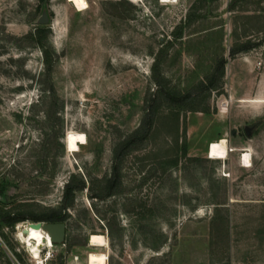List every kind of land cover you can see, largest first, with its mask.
<instances>
[{"label":"rangeland","instance_id":"rangeland-1","mask_svg":"<svg viewBox=\"0 0 264 264\" xmlns=\"http://www.w3.org/2000/svg\"><path fill=\"white\" fill-rule=\"evenodd\" d=\"M87 3L0 0V264H264V0ZM52 213L38 261L16 233Z\"/></svg>","mask_w":264,"mask_h":264},{"label":"bare ground","instance_id":"bare-ground-1","mask_svg":"<svg viewBox=\"0 0 264 264\" xmlns=\"http://www.w3.org/2000/svg\"><path fill=\"white\" fill-rule=\"evenodd\" d=\"M72 2L78 10H83L87 8V0H69ZM177 0H161L164 3H175ZM66 147L68 152H75L79 149V145L86 144V137L83 133L68 131L66 138ZM231 149V148H230ZM229 148L227 147V140L221 137L219 140L210 143L208 146L207 156L211 159H225L228 156ZM240 164L242 167L251 166V155L247 152L240 153ZM23 228H27V233L23 234ZM17 239L22 243L29 253L34 257L42 260L40 254L44 249H51L53 247V242L51 241L49 233L43 228H33L29 226V222H24L21 228L16 233ZM106 244V239L102 234L92 233L89 236V245L101 247ZM48 251L46 252L47 256ZM46 259V260H47ZM32 260H34L32 258ZM35 261V260H34ZM36 263V262H35ZM42 263V262H41Z\"/></svg>","mask_w":264,"mask_h":264},{"label":"trees","instance_id":"trees-1","mask_svg":"<svg viewBox=\"0 0 264 264\" xmlns=\"http://www.w3.org/2000/svg\"><path fill=\"white\" fill-rule=\"evenodd\" d=\"M43 53V58H44V62H45V65H46V71L49 73L52 69V62H51V58L49 56V53L46 49H43L42 51ZM220 70H223V62L220 64ZM170 99H172L173 101H180V100H184L185 98L184 97H181L180 99L176 98V97H171ZM71 191H72V188L69 184L65 185V191H64V196H63V199L64 201H68L70 196H71ZM33 218V217H32ZM28 219V217L24 216V215H21V216H4L3 217V220L10 226L14 225L15 223H18V222H22L24 220ZM35 219V218H34ZM36 221L38 220H44V221H47V222H57V221H62L63 220V217L60 216L58 213H52L48 216H43L42 218H36L35 219Z\"/></svg>","mask_w":264,"mask_h":264},{"label":"water","instance_id":"water-1","mask_svg":"<svg viewBox=\"0 0 264 264\" xmlns=\"http://www.w3.org/2000/svg\"><path fill=\"white\" fill-rule=\"evenodd\" d=\"M29 226L33 228H43L46 230L51 238L53 244L64 243L66 236V223L64 221L57 222H42V221H30ZM23 234L27 233V228H23Z\"/></svg>","mask_w":264,"mask_h":264},{"label":"crops","instance_id":"crops-1","mask_svg":"<svg viewBox=\"0 0 264 264\" xmlns=\"http://www.w3.org/2000/svg\"><path fill=\"white\" fill-rule=\"evenodd\" d=\"M261 102V100H255V102ZM227 103L226 102H218V104H216V115H217V117H221V115L222 114H224L225 113V111H226V108H227ZM215 137H213V135H210L205 141H209L210 142V140H213ZM225 138V137H224ZM220 139V138H219ZM218 139V140H219ZM227 140V147L229 148V152H233V151H235V149L236 150H239V149H241V151H245V152H247L248 154H250L251 155V153H249L250 151H249V149H247V148H244V147H236V146H228L229 145V143H228V139H226ZM217 141V140H216ZM213 142H215V141H212L211 143H213ZM209 146V145H208ZM230 148H235V149H230ZM249 152H248V151ZM208 151V150H207ZM240 151V150H239ZM241 154H242V152H241Z\"/></svg>","mask_w":264,"mask_h":264},{"label":"built area","instance_id":"built-area-1","mask_svg":"<svg viewBox=\"0 0 264 264\" xmlns=\"http://www.w3.org/2000/svg\"><path fill=\"white\" fill-rule=\"evenodd\" d=\"M259 64V63H258Z\"/></svg>","mask_w":264,"mask_h":264}]
</instances>
